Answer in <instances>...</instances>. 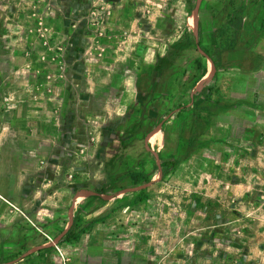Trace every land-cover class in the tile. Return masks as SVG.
Here are the masks:
<instances>
[{
    "label": "rangeland",
    "instance_id": "obj_1",
    "mask_svg": "<svg viewBox=\"0 0 264 264\" xmlns=\"http://www.w3.org/2000/svg\"><path fill=\"white\" fill-rule=\"evenodd\" d=\"M263 65L264 0H0V264H264Z\"/></svg>",
    "mask_w": 264,
    "mask_h": 264
},
{
    "label": "trees",
    "instance_id": "obj_2",
    "mask_svg": "<svg viewBox=\"0 0 264 264\" xmlns=\"http://www.w3.org/2000/svg\"><path fill=\"white\" fill-rule=\"evenodd\" d=\"M185 35L188 37L189 39V44L192 43V34L189 32L188 29L185 30ZM213 39V38H212ZM212 44L214 47H219V45L217 44L216 41H214V39L212 40ZM214 63H217L215 60L213 61ZM159 162H160V172L162 173V175H167L169 174L177 165H178V160L176 158H174L173 156H170L168 159H164L162 157L159 158ZM129 177L130 180L132 182L133 185H138V184H147L150 182V177L148 174H146L145 172H131L129 173ZM73 228L75 229V224H76V218L73 220ZM96 222H98V220H94L92 222H90L89 226L95 224ZM74 229L67 234L66 239L68 241H71L74 238L78 237V234H76L74 232Z\"/></svg>",
    "mask_w": 264,
    "mask_h": 264
},
{
    "label": "crops",
    "instance_id": "obj_3",
    "mask_svg": "<svg viewBox=\"0 0 264 264\" xmlns=\"http://www.w3.org/2000/svg\"><path fill=\"white\" fill-rule=\"evenodd\" d=\"M239 68L240 67H237V69H239ZM261 71L264 73V65H263ZM8 187H10V185ZM15 190H16V192H18V195L20 196V190H18V188H16V185L13 184V182H12L11 188H8V189L5 187L4 183H2V184L0 183V197L4 200L6 197H9V195L11 194L10 191H12L15 195L16 194Z\"/></svg>",
    "mask_w": 264,
    "mask_h": 264
}]
</instances>
